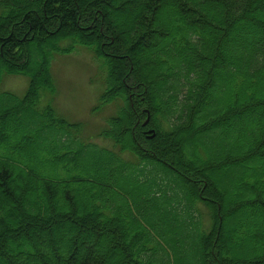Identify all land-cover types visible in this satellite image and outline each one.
Masks as SVG:
<instances>
[{"label": "trees", "instance_id": "1", "mask_svg": "<svg viewBox=\"0 0 264 264\" xmlns=\"http://www.w3.org/2000/svg\"><path fill=\"white\" fill-rule=\"evenodd\" d=\"M78 43L102 69L93 110L117 103L93 134L113 147L39 105ZM11 73L29 84L0 90V264H192L191 246L264 264V0H0V85Z\"/></svg>", "mask_w": 264, "mask_h": 264}, {"label": "rangeland", "instance_id": "2", "mask_svg": "<svg viewBox=\"0 0 264 264\" xmlns=\"http://www.w3.org/2000/svg\"><path fill=\"white\" fill-rule=\"evenodd\" d=\"M70 42V39H66L62 44L68 46ZM34 58L36 60L39 59V57L36 56H34ZM51 71L54 78L55 91H45L42 93L39 101L40 107H45L48 103H51L57 113L68 121H82L84 128L82 134L84 136L90 135L91 138L96 140L100 145L113 147L114 142L111 139L105 138L102 135L93 136V134H96L98 130L104 127L107 115L117 109V103L113 102L100 109L93 110V107L99 103L103 90L102 69L99 67V62L95 58L93 50L84 44L78 43L71 50L57 52L52 61ZM28 84L29 77L27 75L18 73L6 74L0 85V90L10 89L22 96L25 94ZM21 115L24 116V113H21ZM234 125L235 123L223 124L221 127L202 131L199 134V139L205 140L206 143L210 144V140L216 139L215 137H217L218 132L235 130ZM225 146L226 144H224V147ZM234 167L236 171L240 169V166L237 164ZM214 172V178L217 179L220 184L226 185L231 192L235 191V187H231V185H234L236 173L232 174L231 172L229 177H226L219 170H215ZM143 175H145L146 179L159 174L155 172H145ZM162 179L164 181L163 176ZM160 183L162 182L158 180L157 184L160 185ZM148 190L145 192L141 191V196L154 195L155 201L160 204L165 202L162 198H155L156 192L154 190ZM171 204L176 205L178 203L173 200ZM178 222L181 223L180 230L185 236L191 226L185 221L184 217H180ZM194 248H192V246L191 248L188 247L186 253L192 264H197L201 256L200 252Z\"/></svg>", "mask_w": 264, "mask_h": 264}, {"label": "water", "instance_id": "3", "mask_svg": "<svg viewBox=\"0 0 264 264\" xmlns=\"http://www.w3.org/2000/svg\"><path fill=\"white\" fill-rule=\"evenodd\" d=\"M146 109V111H147V117H146V119L143 121V124H147L149 121H150V118H151V115H150V110H149V108H145ZM155 128L154 127H149L148 129H147V133H148V136H154L155 135Z\"/></svg>", "mask_w": 264, "mask_h": 264}]
</instances>
